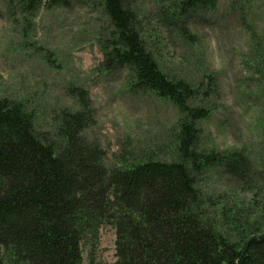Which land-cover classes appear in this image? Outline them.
<instances>
[{"label": "trees", "instance_id": "1", "mask_svg": "<svg viewBox=\"0 0 264 264\" xmlns=\"http://www.w3.org/2000/svg\"><path fill=\"white\" fill-rule=\"evenodd\" d=\"M2 1L28 19L42 4H67ZM97 1L108 22L96 33L100 67L126 69L134 88L173 104V157L107 166L104 150L84 136L95 116L81 87L68 88L75 107L51 112L46 122L23 102L0 97V264H83V249L93 253L104 225L115 230L114 264H264V152L263 170L254 174L243 149L201 150L198 122L209 112L194 105L198 88L160 62L135 4ZM177 2L172 15L217 4ZM211 172L242 184L249 196L202 192L198 184ZM255 177L261 184L251 187Z\"/></svg>", "mask_w": 264, "mask_h": 264}, {"label": "rangeland", "instance_id": "2", "mask_svg": "<svg viewBox=\"0 0 264 264\" xmlns=\"http://www.w3.org/2000/svg\"><path fill=\"white\" fill-rule=\"evenodd\" d=\"M126 1L144 12L148 45L160 62L198 88L194 105L209 114L198 122L197 146L243 149L253 173L263 170L264 59L259 55L264 0H217L212 10L183 16L172 15L178 0ZM17 6L0 0V97L23 102L46 122L51 112L74 108L68 88L81 87L89 93L95 116L84 136L104 150L107 166L121 165L119 159L171 160L177 111L169 101L134 88L126 69L101 68L96 33L108 22L99 2L42 4L32 19ZM205 180L198 184L204 193L235 190L241 198L249 196L242 184L219 172ZM253 183L261 184V177L252 178ZM82 256L83 264H114V228L102 226L97 247L91 255L83 249Z\"/></svg>", "mask_w": 264, "mask_h": 264}]
</instances>
